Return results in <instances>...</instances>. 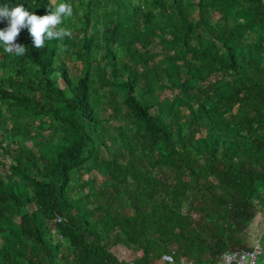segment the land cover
I'll list each match as a JSON object with an SVG mask.
<instances>
[{"label":"trees","instance_id":"trees-1","mask_svg":"<svg viewBox=\"0 0 264 264\" xmlns=\"http://www.w3.org/2000/svg\"><path fill=\"white\" fill-rule=\"evenodd\" d=\"M64 3L71 37L36 49L22 29L24 55L0 45V264H218L252 250L264 0Z\"/></svg>","mask_w":264,"mask_h":264},{"label":"clouds","instance_id":"clouds-1","mask_svg":"<svg viewBox=\"0 0 264 264\" xmlns=\"http://www.w3.org/2000/svg\"><path fill=\"white\" fill-rule=\"evenodd\" d=\"M73 9L70 4L59 3L54 10L48 14L37 16L24 9L22 5L9 7L0 6V21H6L7 27L0 30V45L4 52L14 53L17 56L25 54L26 47L16 43L22 29H27L36 49L44 47L45 40H63L65 37H71L72 32L66 28H57L64 18L71 17Z\"/></svg>","mask_w":264,"mask_h":264},{"label":"built area","instance_id":"built-area-1","mask_svg":"<svg viewBox=\"0 0 264 264\" xmlns=\"http://www.w3.org/2000/svg\"><path fill=\"white\" fill-rule=\"evenodd\" d=\"M260 253L261 248L257 243L252 250L249 251H231L223 253L220 256L218 264H255ZM161 261L167 264H172L173 257L171 254H164L161 257Z\"/></svg>","mask_w":264,"mask_h":264},{"label":"rangeland","instance_id":"rangeland-1","mask_svg":"<svg viewBox=\"0 0 264 264\" xmlns=\"http://www.w3.org/2000/svg\"><path fill=\"white\" fill-rule=\"evenodd\" d=\"M55 2V5L59 3H64V0H53ZM65 21V18L62 20V22ZM58 28H60L58 26ZM79 66V65H78ZM76 69V68H75ZM59 238H55V242H57ZM259 244L261 248V253L257 257V262L260 264H264V227H261L257 230L256 234L252 237V245ZM111 251L121 260L123 261H130L134 258L138 257L139 254L133 253L131 250L126 249L121 246L113 247L111 248Z\"/></svg>","mask_w":264,"mask_h":264}]
</instances>
